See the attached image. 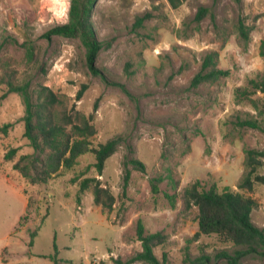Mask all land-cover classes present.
Listing matches in <instances>:
<instances>
[{"label":"rangeland","instance_id":"1","mask_svg":"<svg viewBox=\"0 0 264 264\" xmlns=\"http://www.w3.org/2000/svg\"><path fill=\"white\" fill-rule=\"evenodd\" d=\"M69 5L70 0H0V77L7 68L16 83L30 80L35 101L42 87L50 89L72 116L77 111L88 117L97 101L92 146L116 136L123 141L101 176L87 153L46 183L30 184L12 168L20 156L33 153L23 138V102L16 93L0 99V127L12 124L6 133L0 130V264H53L54 256L60 264L125 262L141 251L138 219L147 233L166 238L153 250L160 264H233L217 256L222 251L234 256L238 248L216 235L197 236V209L185 210L181 196L197 180L205 189L239 192L255 201L251 221L264 228V185L255 183L250 192L237 188L244 151L264 150V133L231 124L245 112L255 113L247 101H235L234 91L264 77V0H187L176 10L166 0H97L90 21L103 47L95 64L126 93L89 72L78 38L43 37L68 21ZM201 5L212 11L216 27L207 17L196 28L193 18ZM146 13L152 18L137 27L136 19ZM240 17L251 28L246 46L235 32ZM24 42L33 45V60ZM210 51L218 53L217 67L229 75L191 88ZM82 84L87 89L75 101ZM5 91L0 83V96ZM12 148L18 151L6 161ZM126 158L145 167H127L130 179L123 191ZM256 173L264 176V158ZM83 178H96L110 190L115 198L110 211L94 204L91 188L80 190ZM154 178H162L157 194L151 192ZM203 257L208 262L193 263ZM235 264H264V258L248 255Z\"/></svg>","mask_w":264,"mask_h":264},{"label":"trees","instance_id":"2","mask_svg":"<svg viewBox=\"0 0 264 264\" xmlns=\"http://www.w3.org/2000/svg\"><path fill=\"white\" fill-rule=\"evenodd\" d=\"M96 1L70 0L68 21L50 28L43 34V37L47 41L56 36L78 38L85 50V65L89 72L100 77L106 85L121 87L126 93L121 84L109 80L95 64L98 53L103 47V43L97 39L90 21L92 8ZM186 1L166 0L168 6L173 10L180 8ZM207 17L216 27L212 11L208 7L199 6L193 18L196 28ZM150 18L152 15L146 13L136 19L135 25L141 27L143 22ZM250 31L251 28L245 23L244 18L240 17L235 24V32L238 41L244 46L249 41ZM22 45L28 60H33V45L30 42H24ZM260 52L264 57V40L261 43ZM217 58L218 53L215 51H210L202 57L200 69L190 81L191 88H197L205 83H215L229 75L228 70L217 67ZM40 70L44 72L43 65ZM0 83L6 86V91L0 96V99H4L9 93H16L21 98L24 105V115L21 118L24 125L23 138L33 149L32 154L20 156L19 160L13 164V170H16L30 184L46 183L52 175H56L62 169H71L76 165L80 156L90 153L94 156L92 167L101 176L106 160L118 150L123 138L116 136L105 143L92 146L91 138L96 134L92 122L94 113L97 111V101L93 105L92 114L88 117L77 111L72 116L66 111L63 101L46 87L41 88L43 95H38V100H33L30 80H25L20 84L16 83L12 72H9L7 68L0 77ZM248 84V88H237L234 91V99L238 104L247 101L255 113L245 112L244 118L237 116L231 124L236 129H250L264 133V77L249 80ZM86 89L87 85L82 84L75 96V101L82 98ZM257 94L261 97L256 99L252 97ZM57 109L62 110L56 112ZM11 125V123H6L0 127V130L6 133ZM17 151V148L10 149L4 155V159L11 161ZM244 154L245 172L237 188L250 192L255 183L264 185V176L256 173L262 165L264 150L245 149ZM128 166L137 171H144L145 167L137 159L126 158L124 160L123 191L127 188L130 179ZM161 181L162 178L150 180L153 194L160 192L158 183ZM79 188L81 191L91 188L94 204L107 211L112 209L115 202L114 196L96 178L81 179ZM165 196L172 200L175 198V194H165ZM181 199L185 210L194 207L197 209V236L216 235L223 242H229L238 248L234 256L222 251L217 257L223 256L233 264L248 255L264 258V228L256 227L251 221V213L256 206L251 197L233 192L228 188H224L220 192L213 186L205 189L197 180L183 189ZM135 235L141 244V251L125 262L116 259L114 263L132 264L139 261L145 264H160L153 250L165 242V236L161 232L147 233L140 219L136 222ZM34 237L35 232H31L30 246ZM51 261L53 264H60V260L56 256L52 257ZM195 261L197 262L193 263H205L208 262V258L203 257Z\"/></svg>","mask_w":264,"mask_h":264}]
</instances>
